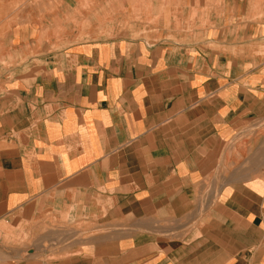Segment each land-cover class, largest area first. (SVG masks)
Returning <instances> with one entry per match:
<instances>
[{
    "label": "crops",
    "instance_id": "0c3cea01",
    "mask_svg": "<svg viewBox=\"0 0 264 264\" xmlns=\"http://www.w3.org/2000/svg\"><path fill=\"white\" fill-rule=\"evenodd\" d=\"M138 2L0 0V264H264L261 2Z\"/></svg>",
    "mask_w": 264,
    "mask_h": 264
},
{
    "label": "rangeland",
    "instance_id": "374dc122",
    "mask_svg": "<svg viewBox=\"0 0 264 264\" xmlns=\"http://www.w3.org/2000/svg\"><path fill=\"white\" fill-rule=\"evenodd\" d=\"M256 1V0H255ZM261 2L260 9L264 12V0H258ZM175 0H166V9L169 7L174 8ZM141 3V0L138 2ZM166 5V4H165ZM117 19L118 30H95L90 32L91 37L98 39H130L133 41L138 40H154L160 37H173L174 34L179 33L181 23V17L174 14L165 16H158L157 13L150 15L141 14H118L117 16H104L103 22L114 21ZM179 22V23H178ZM178 23V24H177ZM123 27V28H120Z\"/></svg>",
    "mask_w": 264,
    "mask_h": 264
},
{
    "label": "bare ground",
    "instance_id": "6f19581e",
    "mask_svg": "<svg viewBox=\"0 0 264 264\" xmlns=\"http://www.w3.org/2000/svg\"><path fill=\"white\" fill-rule=\"evenodd\" d=\"M154 1V0H153ZM168 1V0H167ZM142 3V2H141ZM158 3V2H157ZM160 3V2H159ZM167 4L169 5V3H166V7H167ZM143 5V4H142ZM159 7V6H158ZM155 8V7H154ZM170 8V7H169ZM98 10V9H97ZM155 10V9H154ZM100 14V13H98ZM203 14V13H202ZM205 14V13H204ZM94 17V16H93ZM92 24V23H91ZM66 28V27H65ZM75 29V28H74Z\"/></svg>",
    "mask_w": 264,
    "mask_h": 264
}]
</instances>
